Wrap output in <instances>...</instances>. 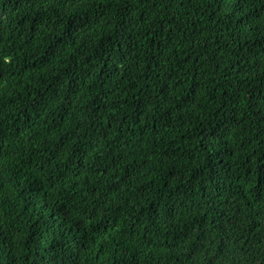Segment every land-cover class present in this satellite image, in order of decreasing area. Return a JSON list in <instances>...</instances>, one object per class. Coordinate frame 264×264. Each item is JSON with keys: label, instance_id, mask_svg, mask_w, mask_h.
Here are the masks:
<instances>
[{"label": "trees", "instance_id": "trees-1", "mask_svg": "<svg viewBox=\"0 0 264 264\" xmlns=\"http://www.w3.org/2000/svg\"><path fill=\"white\" fill-rule=\"evenodd\" d=\"M0 264H264V0H0Z\"/></svg>", "mask_w": 264, "mask_h": 264}]
</instances>
